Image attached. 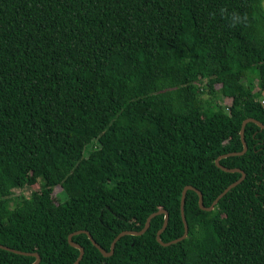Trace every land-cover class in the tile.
Here are the masks:
<instances>
[{"label":"trees","instance_id":"16d2710c","mask_svg":"<svg viewBox=\"0 0 264 264\" xmlns=\"http://www.w3.org/2000/svg\"><path fill=\"white\" fill-rule=\"evenodd\" d=\"M263 96V0H0V244L73 264L71 233L110 251L161 208L162 240L182 236L183 189L209 207L242 176L216 159L264 123ZM245 140L220 162L246 177L213 210L187 191L185 239L158 241L163 213L111 256L80 232L79 264H264V129Z\"/></svg>","mask_w":264,"mask_h":264},{"label":"water","instance_id":"95a60500","mask_svg":"<svg viewBox=\"0 0 264 264\" xmlns=\"http://www.w3.org/2000/svg\"><path fill=\"white\" fill-rule=\"evenodd\" d=\"M250 121H253L255 123H257L261 128L264 129V123L261 122L260 120H257L253 117H249L247 119H245L242 123V128H241V136H242V140H243V144H244V148L242 151H238V152H229V153H225V154H222L220 155L217 159H216V164L217 166H219L220 168H222L223 170L225 171H228V172H242V176L236 180L235 182H233L232 184H230L227 188H225L219 195L218 197L214 200V202L212 203L211 206H205L204 204V200H203V194L201 192V190H199L198 188L192 186V185H187L185 186V188L183 189V193H182V199H181V210H182V216H183V220H184V223H185V231H184V234L176 239H173L171 241H168V242H165L162 240L161 238V234L162 232L166 229L167 225H168V221H169V212L166 210V209H159L158 211L156 212H153L152 214L149 215V217L147 218V221H146V224L145 226L141 229V230H124L122 232H120L116 238L114 239V241L112 242V245H111V250L110 251H107L105 248H103L92 236V234L88 231V230H78V231H75L73 233H71L69 235V241L71 243V245L77 247L80 249V254L77 258V260L73 263V264H79L80 261L82 260L83 256H84V253H85V248L84 246H82L81 244L79 243H76L73 241L72 237L74 234H77V233H80V232H85L88 234L89 238L92 240V242L101 250V252L105 255V256H111L114 251H115V247H116V243L118 242V240L126 235V234H135V235H141L143 233H145L148 228L150 227L151 225V220L154 216H156L157 214H165V221H164V224H163V227L158 231V234H157V239L158 241L163 244V245H171L173 243H177L183 239H185L187 236H188V233H189V226H188V223H187V219H186V216H185V202H186V194H187V191L189 189H194L198 192L199 194V204L201 206L202 209H205V210H213L215 208V206L217 205V203L219 202V200L228 192L230 191L233 187H235L236 185H238L242 180L245 179L246 177V174L244 173V171H242L240 168H229L223 164H221V159L222 158H225V157H228V156H232V155H241L243 154L244 152L247 151L248 149V145H247V142L245 140V128H246V125L250 122ZM0 248H3V249H6V250H10V251H13L15 253H21V254H29V255H34L36 257V260L32 263V264H39V262L41 261V256L38 252H26V251H22V250H18V249H15V248H12L10 246H7V245H4V244H0Z\"/></svg>","mask_w":264,"mask_h":264},{"label":"rangeland","instance_id":"374dc122","mask_svg":"<svg viewBox=\"0 0 264 264\" xmlns=\"http://www.w3.org/2000/svg\"><path fill=\"white\" fill-rule=\"evenodd\" d=\"M263 6H264V0H263ZM251 75H254V74L251 73ZM216 86H217V88H220L221 84L218 83V84H216ZM204 96L206 97L208 95L204 94ZM263 98H264V96H263ZM218 100L221 101V103L225 106L230 105L232 102V99H230L229 97H226L224 95H221V94L218 96ZM87 152H88V147L85 149V153H87ZM39 190H40V186H39L38 182L32 183V184H27L24 187L14 189L16 194H24L26 196H30L33 192L39 191ZM53 197L57 202H59L60 200L65 199L66 196L62 192L61 187H57L54 190Z\"/></svg>","mask_w":264,"mask_h":264},{"label":"clouds","instance_id":"9594fccd","mask_svg":"<svg viewBox=\"0 0 264 264\" xmlns=\"http://www.w3.org/2000/svg\"><path fill=\"white\" fill-rule=\"evenodd\" d=\"M222 14L225 15L226 18L230 19V23L233 27H235L238 24L246 23L247 22V15L241 16L238 12H232L229 16L228 10L226 8L221 9Z\"/></svg>","mask_w":264,"mask_h":264},{"label":"built area","instance_id":"2783aa9c","mask_svg":"<svg viewBox=\"0 0 264 264\" xmlns=\"http://www.w3.org/2000/svg\"><path fill=\"white\" fill-rule=\"evenodd\" d=\"M263 102H264V100H263Z\"/></svg>","mask_w":264,"mask_h":264}]
</instances>
